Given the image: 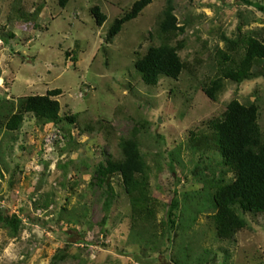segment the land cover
I'll return each instance as SVG.
<instances>
[{
    "label": "rangeland",
    "instance_id": "1",
    "mask_svg": "<svg viewBox=\"0 0 264 264\" xmlns=\"http://www.w3.org/2000/svg\"><path fill=\"white\" fill-rule=\"evenodd\" d=\"M136 1L70 0L62 8L56 0H0V121L11 101L16 106L22 96L56 88L60 115H78L57 126L41 125L30 113L18 131L0 125V213L20 220L0 224V264H264L263 215L244 214L248 225L233 239L217 236L199 190L227 169L211 141L199 147L190 136H210L206 122L233 99L259 106L264 132V75L226 81L217 101L202 90L217 73L221 51L243 49L250 35L264 40V11L241 0H152L107 40ZM170 2L183 28L171 44L186 69L178 79L162 76L148 85L135 59L162 43L159 25ZM94 6L107 16L101 26ZM134 129L160 202L156 232L166 256L159 245L134 239L119 177L105 225L101 190L90 185L96 167L120 157L119 142ZM48 136L56 139L50 155Z\"/></svg>",
    "mask_w": 264,
    "mask_h": 264
},
{
    "label": "trees",
    "instance_id": "2",
    "mask_svg": "<svg viewBox=\"0 0 264 264\" xmlns=\"http://www.w3.org/2000/svg\"><path fill=\"white\" fill-rule=\"evenodd\" d=\"M56 1L65 8L70 0ZM151 1H136L130 11L115 20L107 40L117 36ZM241 1L264 11V5L259 2ZM42 8L40 6L36 9V17ZM91 12L98 25H103L107 16L101 8L94 6ZM26 19H31V15ZM159 31L162 43L151 46L144 55L137 54L135 59V67L148 85H157L162 76L178 79L186 69V63L179 55V48L171 44L183 31L171 2L163 11ZM221 54L222 60L218 62L217 73L202 85V90L211 100L219 99L225 90L226 81L241 83L264 75V40L255 35L246 38L243 49L235 53L221 51ZM61 94L62 89L56 88L48 90L46 94L22 96L17 99L16 106L11 101L8 104L9 112L0 121V125L9 131H18L29 113L41 125L54 123L57 126L63 121L75 123L78 115H60L61 103L57 96ZM259 109L254 102L245 104L233 99L221 117L206 122L207 129L211 131L210 136L194 131L190 134L199 147L206 145V140L211 141L221 155L222 165L227 169L204 180L199 190L200 204L206 210L213 211L210 216L216 234L222 240L233 239L237 232L247 227L244 214L264 216V132L259 122ZM119 148L120 157L109 156L105 162L100 163L90 181L91 186L101 190L105 212L102 222L106 224L116 200L114 178L119 177L131 204L134 239L141 244L159 245L162 256H166L167 245L156 232L159 229L157 216L160 202L151 192V168L141 150L138 130L134 129L129 136L122 137ZM229 173L230 177L227 176ZM16 222H20L16 215L0 213V224L9 226ZM165 229L164 226L163 230ZM162 244L166 245L165 249L160 248Z\"/></svg>",
    "mask_w": 264,
    "mask_h": 264
},
{
    "label": "built area",
    "instance_id": "3",
    "mask_svg": "<svg viewBox=\"0 0 264 264\" xmlns=\"http://www.w3.org/2000/svg\"><path fill=\"white\" fill-rule=\"evenodd\" d=\"M56 138H57V141H63L64 140V137L62 135H59ZM59 139H61V140H59ZM55 140H56L55 137L52 138L51 136H48L45 139L46 147H48V148H46V153H49V155L52 154L51 152L53 150H55V147H54V143L56 142ZM52 145H53V147H52ZM36 166L38 167V164L36 163V165H35V162H34V167H36Z\"/></svg>",
    "mask_w": 264,
    "mask_h": 264
},
{
    "label": "clouds",
    "instance_id": "4",
    "mask_svg": "<svg viewBox=\"0 0 264 264\" xmlns=\"http://www.w3.org/2000/svg\"><path fill=\"white\" fill-rule=\"evenodd\" d=\"M38 164V163H37Z\"/></svg>",
    "mask_w": 264,
    "mask_h": 264
}]
</instances>
